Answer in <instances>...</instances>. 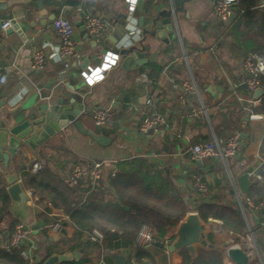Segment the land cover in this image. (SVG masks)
I'll return each instance as SVG.
<instances>
[{"label":"crops","instance_id":"crops-1","mask_svg":"<svg viewBox=\"0 0 264 264\" xmlns=\"http://www.w3.org/2000/svg\"><path fill=\"white\" fill-rule=\"evenodd\" d=\"M262 1L258 0L260 6H264ZM160 2L161 0H137L135 10L130 12L125 0H44L42 6H37L35 0H30L29 3L18 2L0 11V18L12 21L11 27L0 29V68L6 70L8 77L6 83L0 84V90L13 92L17 97L15 104H6V107H17L38 87H43L49 80L65 73L77 63L76 68H72L79 71L81 85L91 94L89 107L111 106L114 110L110 120L101 127L93 124L89 112L79 117L84 127L108 137L107 145H100L72 124L69 129L40 145H24L15 156H10L15 165L13 177L25 191L30 189L22 183V174L33 162H39L41 169L35 173L38 178L61 191L67 200L89 204L94 207L95 215L103 216L107 213L103 209L105 204L116 201L112 178L120 170L118 163L141 158L148 164L145 169L148 174L158 178L161 183H169L171 187L179 189L192 209H196L202 202H229L231 191L235 199L234 186L221 159L214 156L200 160L199 163L192 158L189 150L190 145L198 140L216 137L225 141L231 134L238 132V154L229 160V167L234 170L241 160L247 166L258 162L259 147L264 135L262 121L249 116V111H253L252 107L258 103V99L250 95L241 84V53L228 46L231 40L229 26L234 19L231 23L217 20L214 14L215 0H194L184 4L185 9L176 13L179 34L171 43L162 46V54L154 62L149 61L147 65L135 68L132 63L123 66L124 59L117 50L118 46H110L100 51V63L89 60L87 65L92 69L100 67L104 71L103 79L88 85L80 76L84 70L79 68L83 63L82 55L86 52L93 56V52L88 47L85 38L87 33L74 8L77 3H83L93 11L108 16L119 30L123 28V16L127 15L124 40H129L134 32L139 31L136 22L142 11ZM59 14L74 23L73 43L77 56L71 58L70 65L65 69H61L55 60L60 40L51 27L53 19ZM106 34L110 36L112 33ZM36 47L43 48L45 52L46 65L42 70L30 68V54ZM107 51L118 54L119 59L115 65L111 63L104 70L101 66L102 56ZM164 54L181 69L174 73L160 65L159 58ZM154 67H159V71H154ZM141 74L151 78L147 76L148 81L137 79ZM192 77L197 84L198 93L187 94L186 101L182 102L178 98L183 93L180 84ZM174 83L178 85L176 88ZM150 97L152 103L147 104V98ZM150 113L162 114L166 121L156 126L152 133H141L140 124ZM85 160L101 162L100 179L94 186L85 177L76 185L70 184L66 175L72 171L75 163ZM242 172L240 169L235 170V180ZM7 173L8 168L0 162V187L6 186L4 176ZM196 175L207 181L209 189L206 194L198 197L187 188L189 179ZM235 185L237 186L236 181ZM38 199L39 196L33 192L24 207L11 200L8 210L0 218L2 248H5L10 237L5 230L9 219H17L29 228L30 238L37 247L30 264H43L48 256L54 254H66L69 259L63 262L69 263L85 259V264H98L103 257L108 264H117L113 255H120L123 250L128 251L124 259L125 264H129L130 258L139 248L135 243V233L117 230L119 237L106 239V249L102 253L87 232L78 237L76 229L68 223L71 235H62L54 240L53 237L60 231L52 233L51 224L67 215L50 201L38 203ZM194 211L190 210L187 214ZM262 211L259 208H248L249 223L258 224L263 218ZM127 213L130 217H135L133 210L128 209ZM201 223L204 236L213 247L195 244L194 256L204 248L216 249L222 252L223 257L227 255L233 238L227 233L219 232L221 222L209 218L208 221L201 219ZM178 225L166 228L164 236L158 235L155 230L152 245L144 249L149 255L142 260L144 264H183L182 250L192 256L185 248L170 252L162 244L164 237L177 230ZM262 230L264 231V227ZM253 251L254 255L248 259L247 264H264V242L260 244L255 236ZM185 264H189V261Z\"/></svg>","mask_w":264,"mask_h":264},{"label":"water","instance_id":"water-1","mask_svg":"<svg viewBox=\"0 0 264 264\" xmlns=\"http://www.w3.org/2000/svg\"><path fill=\"white\" fill-rule=\"evenodd\" d=\"M53 0H48L51 2ZM194 0H161L160 3L153 4L149 9H144L137 18V27L139 31L134 32L133 37L124 40L126 34L125 27L128 25L124 15L122 29L117 28L109 36L106 33L89 36L85 35L88 47L92 54L84 53L83 63L79 67L85 69L89 60L100 63V51L110 46H118V52L123 56L124 64L132 63L135 68L141 65H147L148 62H154L162 54L163 45L169 44L180 32L177 12L185 9V3H192ZM29 3L30 0H0V11L5 10L15 3ZM37 6H42L44 0H35ZM264 0L262 1V4ZM221 23L220 18H217ZM234 19V13H231L226 20L231 23ZM164 54L159 58V63L169 71L180 70L181 67L172 60L167 59ZM77 63L72 67L76 68ZM70 68L65 73L49 80L43 87H38L36 91L30 93L17 107L11 109L6 104H15L17 97L13 92L0 90V162L8 168L5 174L6 191L12 201L20 207H24L29 196L23 189L21 183L13 177L15 171L14 161L10 156H15L17 151L24 145L36 147L49 138L65 131L71 127L78 129L83 134L91 136L98 141L100 145H107L108 137L95 132L92 129L82 125L79 119L80 115L90 109L88 101L91 94L81 85L77 69ZM245 87V85L243 84ZM182 89V88H181ZM183 91V89H182ZM253 96L259 99L264 96V89L258 87ZM93 104H95L93 102ZM156 126L148 131L152 133ZM199 163L200 160H197ZM252 166H247L244 171L236 177V184L241 193H247L252 182L249 173ZM41 224V223H40ZM67 227V222H63L60 233L53 237L58 240L62 235H71ZM195 244L213 247L208 243L202 230L201 219L196 211L186 215L183 221L178 225L175 238L172 244L168 246V251L185 248L194 256ZM128 255L127 250H123L120 255L113 257L117 264H125L124 256ZM228 257L235 264H247L248 256L240 244H232L227 250ZM69 257L66 254H54L48 256L43 264H57L67 261Z\"/></svg>","mask_w":264,"mask_h":264},{"label":"trees","instance_id":"trees-1","mask_svg":"<svg viewBox=\"0 0 264 264\" xmlns=\"http://www.w3.org/2000/svg\"><path fill=\"white\" fill-rule=\"evenodd\" d=\"M233 12L235 17L229 26L231 40L228 46L238 50L241 53V59L250 52L264 55V6H260L258 0H238ZM153 70L157 72L159 67H154ZM257 102L252 107L253 112L264 114V96L260 97ZM259 152L264 158V135ZM118 166L120 170L112 178L116 201L105 204L103 209H106L107 213L103 216L95 215L94 207L89 204H77L67 200L61 191L43 182L28 169L23 172L21 178L26 188L33 190L39 196L38 203L47 200L65 212L68 218L64 221L76 229L78 237L93 228L102 231L107 240L118 238L117 230L136 235L138 225L143 220L150 222L158 235L164 236L166 228L179 224L190 210H195L204 221H208L209 218L219 220L221 222L220 231L231 235L234 241H239L246 235L248 231L246 220L233 198L232 191L229 202L217 200L211 203L202 202L196 209H192L179 189L171 187L169 183H161L158 178L148 174L145 170L148 164L143 159L122 161L118 163ZM192 179H189L190 182ZM244 196L257 204L264 197V183L252 185ZM10 203L11 198L6 191V186L3 185L0 187L2 213L8 210ZM128 209L135 212V217L128 215ZM16 223L18 220L14 218L7 221L5 230L9 236L14 231ZM250 227L257 241L262 244L264 242V231L262 230L264 216L258 224L250 223ZM181 253L183 264L187 261L189 264H223V254L216 249H200L194 257L190 256L186 250H182ZM133 256L137 264H144L142 260L149 255L146 250L138 248ZM30 262L20 254V248L8 250L0 247V264H30ZM57 264H85V259Z\"/></svg>","mask_w":264,"mask_h":264},{"label":"built area","instance_id":"built-area-1","mask_svg":"<svg viewBox=\"0 0 264 264\" xmlns=\"http://www.w3.org/2000/svg\"><path fill=\"white\" fill-rule=\"evenodd\" d=\"M238 0H215L214 3V14L217 18H220L222 21H226L231 13H233V8L235 7ZM127 4V9L130 12H133L136 7L137 0H125ZM75 11L78 13V17L81 23V26L84 28L85 32L89 35H99L101 33H110L117 29V24L112 21L108 16L95 12L89 7L85 6L83 3H77L75 5ZM12 26L11 19L0 18V29H7ZM52 30L54 35H56L60 44L56 52L55 60L60 64L61 69H65L70 65V60L73 56H77L76 50L73 43L74 35V23L64 15H57L52 21ZM113 56V57H112ZM30 68L31 70H42L44 69L45 63V52L43 48L36 47L31 51L30 54ZM118 54L107 51L102 56V68L105 70L107 67L116 64L118 60ZM80 61V58H77V62ZM106 61H110L106 62ZM242 66V78L241 84H244L248 93L253 95L254 91L258 87L264 89V55L257 52H250L241 59ZM103 70L100 67H95L92 69L90 66H87L84 70L81 71L80 76L84 79L85 83L91 85L94 81H99L103 79ZM7 72L5 69L0 68V84L7 82ZM137 79L148 81V77L145 74H141ZM176 88L178 85L173 84ZM180 86L183 89L178 98L180 101H186L187 94L198 93L197 84L192 77L191 79L183 81ZM147 104L152 103V98H147ZM89 112L91 120L96 127H101L105 125L114 114V110L111 106L106 107H94L90 108L84 113ZM249 116L251 119L260 120L264 124V114L255 113L249 111ZM166 118L159 113H150L147 115L142 123L140 124L139 130L141 133L147 132L150 128L164 124ZM240 141V133L234 132L231 134L225 141L219 140L216 137L210 140H198L193 142L189 150L192 154L194 160H204L211 159L214 156H217L221 159L224 168L229 174L231 184L234 186L235 201L238 204L240 211L242 212L248 231L245 236L241 237L239 241L232 240L231 245L238 243L246 252L248 259L254 255V232L250 227V223L247 218V209L248 208H259L264 209V197L259 200L256 204L249 197H245L246 193H241L238 187L235 185V175L234 172L236 169L244 171L247 167L246 163L241 160L237 162V166L234 170H231L229 167V160L238 154V146ZM258 162L252 165V170L249 173L252 185H261L264 183V158L258 155ZM41 169L39 162H33L28 170L31 173H37ZM102 174V164L99 161L95 160H85L77 162L73 165L72 171L66 175V179L70 184L76 185L79 180L85 177L91 186H94L100 179ZM189 190L198 196L206 194L208 192V183L206 180H203L200 176H193L192 181L187 185ZM33 190H27L26 193L28 196L33 194ZM264 216V214H262ZM2 216V211L0 210V218ZM67 216L62 217L61 219L55 221L54 224H51L50 230L52 233H57L60 231L63 220L67 219ZM89 237L98 244L100 251L105 252V235L99 229L93 228L91 231L87 232ZM155 228L148 221H141L138 225L135 243L136 246L141 249L149 248L155 237ZM176 230H174L170 235L164 237L162 244L164 248H168L170 244L173 243L175 238ZM6 249L20 248V254L25 259H32V256L37 250L36 245L30 238V231L26 225L22 222H18L14 226V231L11 233L8 242L5 244ZM224 264H235L228 255L223 257ZM98 264H108L103 257L100 258ZM129 264H137L135 257L132 256L129 260Z\"/></svg>","mask_w":264,"mask_h":264},{"label":"rangeland","instance_id":"rangeland-1","mask_svg":"<svg viewBox=\"0 0 264 264\" xmlns=\"http://www.w3.org/2000/svg\"><path fill=\"white\" fill-rule=\"evenodd\" d=\"M215 16V15H214ZM216 19H217V17H215ZM218 20V19H217ZM220 228V227H219ZM248 230V229H247ZM219 232H221V231H219ZM221 233H223V232H221Z\"/></svg>","mask_w":264,"mask_h":264}]
</instances>
